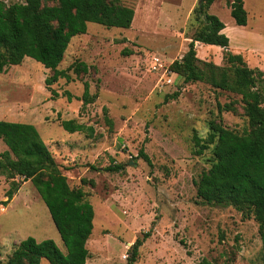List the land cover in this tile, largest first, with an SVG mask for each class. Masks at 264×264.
<instances>
[{
    "label": "rangeland",
    "instance_id": "1",
    "mask_svg": "<svg viewBox=\"0 0 264 264\" xmlns=\"http://www.w3.org/2000/svg\"><path fill=\"white\" fill-rule=\"evenodd\" d=\"M242 1L248 29L235 25L225 0H215L208 11L227 26L234 52L244 50L247 67L264 74V42L254 39L259 33L264 40V0ZM120 2L134 11L128 29L88 23L85 34L70 40L57 67L70 81L60 78L47 87L51 71L30 58L0 73V120L33 125L68 186L84 192L94 212L85 264H131L137 238L142 243L132 264H262L253 216L196 197L194 183L210 167L212 148L199 153L195 138L206 137L209 121L236 133L249 129L240 104L234 105L236 112L217 109L237 96L204 83L183 84L168 69L198 28L193 12L198 0ZM208 47L195 43L196 57L223 66L224 49ZM74 62L86 64L87 72L73 73ZM84 82L95 95L86 105L79 99ZM63 120L93 133H67ZM141 149L150 163L139 156ZM5 150L0 140V153ZM111 161L122 169L104 171ZM18 183L7 200L9 183L0 177L1 262L27 237L50 239L64 252L34 187L23 178Z\"/></svg>",
    "mask_w": 264,
    "mask_h": 264
},
{
    "label": "trees",
    "instance_id": "2",
    "mask_svg": "<svg viewBox=\"0 0 264 264\" xmlns=\"http://www.w3.org/2000/svg\"><path fill=\"white\" fill-rule=\"evenodd\" d=\"M214 1L198 0L193 10L198 28L190 37L187 51L168 69L181 77L183 84L204 83L238 97L236 101L218 105L217 109L219 112H236L234 105L240 104L249 129L236 133L215 121L208 122L206 137L195 138V141L199 153L211 146L212 161L194 185L196 197L202 203L233 207L253 216L258 225L264 264V74L248 68L240 54L229 51L228 39L222 33L224 24L207 12ZM225 2L235 25L245 26L247 13L243 1ZM133 17V9L122 5L120 0H23L9 5L0 1V73L10 66L20 65L24 58H30L51 71L44 80L47 87L60 78L70 81L65 70L57 69L70 40L85 34L88 23L128 29ZM196 42L223 48L224 65L198 59ZM69 69L78 75L88 70L82 62H74ZM52 94L57 96L55 92ZM64 95L70 100L68 92ZM94 98L84 82L79 98L82 104H89ZM60 126L67 133H86L88 136L93 133L91 127L73 120H63ZM0 140L6 146L0 153V177L9 183L7 200L17 192L18 179L29 180L64 247L63 252L50 239L36 241L27 237L14 246L0 264H39L42 259L48 264H85L89 258L86 242L92 232L94 212L84 192L68 186L33 125L0 120ZM139 156L150 163L142 149ZM112 163L104 171L117 173L122 169L121 164ZM141 243L142 239L137 238L132 245L131 264L136 260ZM198 264L212 263L201 260Z\"/></svg>",
    "mask_w": 264,
    "mask_h": 264
},
{
    "label": "crops",
    "instance_id": "3",
    "mask_svg": "<svg viewBox=\"0 0 264 264\" xmlns=\"http://www.w3.org/2000/svg\"><path fill=\"white\" fill-rule=\"evenodd\" d=\"M215 2V1H214ZM214 2L211 4V6L214 4ZM244 5V4H243ZM210 6V7H211ZM210 7H209V9H210ZM208 9V10H209ZM208 13H209V11H207ZM210 14V13H209ZM211 15H213V14H211ZM217 17V16H216ZM218 18V17H217ZM219 19V18H218ZM233 20V19H232ZM234 22V21H233ZM223 23V22H222ZM224 24V23H223ZM248 24V25H247ZM237 26V25H236ZM247 26H249V23H248V21H247V23H246V25L245 26H239L238 28H241V29H248L247 28ZM222 33L227 37V39H228V49H229V51H231L232 53H234V54H238V53H235L234 52V49L233 48H231V37H230V35L228 34V28H227V26L224 24V28H223V30H222ZM261 37L262 38V36H261V34H256V37H254V39L255 40H257L258 42H260V41H262V42H264V40H261L260 38H258V37ZM196 43H198V42H196ZM200 45H202L203 47H208L207 45H204V44H201V43H199ZM209 48V47H208ZM215 48V47H214ZM257 48V47H256ZM258 48L259 49H261V44H259L258 45ZM221 49V48H220ZM236 51H239V54L241 53L240 51H244V50H240V49H238L237 48V50ZM241 55V54H240Z\"/></svg>",
    "mask_w": 264,
    "mask_h": 264
},
{
    "label": "water",
    "instance_id": "4",
    "mask_svg": "<svg viewBox=\"0 0 264 264\" xmlns=\"http://www.w3.org/2000/svg\"><path fill=\"white\" fill-rule=\"evenodd\" d=\"M24 180H27V179H24Z\"/></svg>",
    "mask_w": 264,
    "mask_h": 264
}]
</instances>
